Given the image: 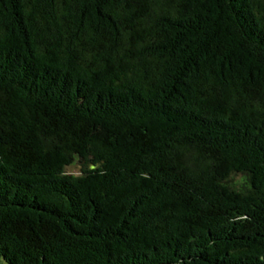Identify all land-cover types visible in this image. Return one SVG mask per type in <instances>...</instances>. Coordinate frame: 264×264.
<instances>
[{"label": "trees", "instance_id": "obj_1", "mask_svg": "<svg viewBox=\"0 0 264 264\" xmlns=\"http://www.w3.org/2000/svg\"><path fill=\"white\" fill-rule=\"evenodd\" d=\"M0 264H264V0H0Z\"/></svg>", "mask_w": 264, "mask_h": 264}, {"label": "rangeland", "instance_id": "obj_2", "mask_svg": "<svg viewBox=\"0 0 264 264\" xmlns=\"http://www.w3.org/2000/svg\"><path fill=\"white\" fill-rule=\"evenodd\" d=\"M68 170L75 173V172H77L78 169H77V166L76 165H72V166H70L68 168Z\"/></svg>", "mask_w": 264, "mask_h": 264}]
</instances>
